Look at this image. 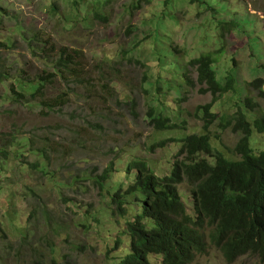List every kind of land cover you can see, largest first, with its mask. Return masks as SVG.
<instances>
[{
  "label": "rangeland",
  "instance_id": "374dc122",
  "mask_svg": "<svg viewBox=\"0 0 264 264\" xmlns=\"http://www.w3.org/2000/svg\"><path fill=\"white\" fill-rule=\"evenodd\" d=\"M76 1L81 0H68V4ZM93 1L98 6L103 4V0ZM203 1L206 6L198 9L199 3L190 4L189 0H170L169 5L166 0H152L150 4L143 0L142 7L135 9L133 5L139 0H111L101 10L108 17L105 21L94 16L93 2L79 18L72 19L74 13H63L67 10L63 0H0V41L6 44L0 49V71L7 73L0 74V133L17 137L12 146V138L0 136V151L5 147L11 153L9 166L0 177V187H5L0 191V264H119L129 255L127 219L115 212L110 196L92 180L101 178L111 165L112 177L119 170L125 172L134 159L146 160L165 172L178 148L169 144L152 151L153 142L203 132L198 108L211 103L212 96L200 93L204 86L196 84V74L187 66L188 58L198 56L201 50L214 53L225 48L219 54L220 79L231 68L242 88L252 80L264 79V70H256L250 44L256 39L264 56V0ZM209 4L219 11L221 20L238 19L255 26L233 30L222 43L212 27L198 30L209 20L210 13L205 11ZM161 13L164 21L155 35L153 19ZM23 33L48 42L47 54L34 56ZM63 47L85 55L80 60L86 78L69 83L55 79L48 89L52 96L70 94L68 100L51 116L41 114V106L33 110L13 107L8 97L12 83L18 78L27 82L47 77L53 70L47 68L44 57L50 52L52 59H57V51ZM169 50L175 57L167 55ZM231 57L236 63L223 66ZM183 72L194 87L178 95L172 86L167 89L166 83ZM258 92L242 89L240 95H226L214 106L218 119L211 127L213 140L219 141L221 150L232 160L239 158L234 148L240 136L231 128L222 131L218 123L221 116L230 118L235 113L238 102L250 121L264 116V99ZM249 94L258 105L254 112L244 103ZM151 107L177 124L185 122V130L155 132L149 122ZM28 143L32 150L36 148L31 144H47L44 172L51 176L29 168L16 170L18 177L6 187L4 177L12 175L14 165L40 162L37 153L29 154L23 147ZM252 147L256 153L264 150V134H253ZM112 177L110 183L124 179L122 172ZM16 190L23 196L17 197ZM181 194L192 213L191 194L185 187ZM89 206L91 218L85 212ZM118 241L121 250L113 253ZM150 261L161 264V257L151 256ZM193 264L264 262L248 254L227 263L209 244L207 254L197 257Z\"/></svg>",
  "mask_w": 264,
  "mask_h": 264
},
{
  "label": "trees",
  "instance_id": "16d2710c",
  "mask_svg": "<svg viewBox=\"0 0 264 264\" xmlns=\"http://www.w3.org/2000/svg\"><path fill=\"white\" fill-rule=\"evenodd\" d=\"M63 1L64 6L67 7L63 13L65 15L74 13L72 19L79 18L81 12L84 9L87 10L93 2L94 16L108 21V17L101 10L105 3L111 0H103L102 6L96 5L93 0H81L73 4H68V0ZM145 1V4H150L152 0ZM189 1L190 4L198 2V9L206 6L203 0ZM165 3L169 5L170 0H166ZM142 4L143 0H139L133 7L140 9ZM54 11H58V2L54 3ZM205 11L210 13L209 20L199 25L198 30L201 27H212L219 34L217 39L222 43L226 35L233 30L241 31L246 26L252 28L255 26L254 22H241L238 19L221 20L218 17L219 11L211 4L205 8ZM162 13L156 14L157 16L153 19L156 23L155 35H158V30L161 29L164 21L165 15ZM252 33L254 34L255 31L253 30ZM32 36L24 35V33L22 35L32 54L34 56L47 54L48 42H44V39L40 40L39 36L35 38ZM250 44L251 52L256 58V70L262 71L264 56L262 57L259 53L257 40L252 38ZM4 47L6 44L0 41V49ZM57 52L59 57L55 60L52 59L50 52L48 57H44L48 64L47 68L53 70L52 73L47 74V77L40 76L27 82L23 78H18L12 83L8 97L13 107L33 110L36 106H41V114L51 116L71 96L68 93L52 96L48 89L54 80L61 79L69 83L72 80L86 78V68H81L80 59L85 56L82 51L63 47ZM223 52H225L224 47L214 53L201 50L198 56L188 58L187 66L196 74V84L204 86L200 89V93L210 94L212 101L198 108L202 120L201 134L191 133L184 137L154 141L151 145L152 151L164 149L169 144H175L178 148L173 156L172 164L165 172L158 171L146 160L134 159L126 165L125 172L117 171V173H123L124 179L110 183L114 173L113 165H111L101 178L92 180L96 188L107 192L106 194L110 196L115 212L127 219L125 236L129 241V255L122 257L119 264H152L151 256H160L161 264H193L197 257L207 254L209 244L222 254L227 263H233L248 254L264 262V150L256 153L252 147L253 134H264V116L250 121L239 102L235 113L230 118L221 116L218 123L220 129L226 131L231 128L233 133L240 136L234 148L235 154L239 157L236 160L224 154L219 141L213 140L211 131V127L218 119L214 106L219 99L229 94L240 95L242 89L249 92L258 89V97L264 99V79L252 80L245 88H242L234 68L220 79L218 75L221 67L218 63L219 54ZM167 55L175 57L172 50H169ZM235 63L231 57L225 59L223 66ZM0 74L7 75L1 71ZM178 77L179 80H177ZM170 86L179 95L182 91L185 92L186 88H193L194 83L187 72H183L173 81L166 83L167 89ZM244 103L252 112L258 108L250 94L246 96ZM155 112L154 107H151L148 112L149 122L155 132L185 130V122L177 124L167 116ZM11 134L1 132L0 136L3 139L17 138L16 134ZM11 145H15V140L11 142ZM31 146L36 150L30 149L29 143L23 145L28 149L29 154L37 153L40 162H19L13 166L12 175L4 177L5 183L18 177L16 170L23 171L28 168L51 176L50 173L44 172L45 161L48 162L47 144L42 143L40 147L33 144ZM10 154L5 147L0 151V177L9 166ZM10 185L7 183L6 187ZM182 187L191 194L192 213L189 212L188 205L182 197ZM4 189L5 187H0V191ZM14 194L17 197L23 196L17 190ZM85 212H87L86 217L91 218L93 210H90V206ZM92 220L96 222L95 219ZM121 246L122 243L118 241L115 249L112 250L113 253L119 252Z\"/></svg>",
  "mask_w": 264,
  "mask_h": 264
},
{
  "label": "bare ground",
  "instance_id": "6f19581e",
  "mask_svg": "<svg viewBox=\"0 0 264 264\" xmlns=\"http://www.w3.org/2000/svg\"><path fill=\"white\" fill-rule=\"evenodd\" d=\"M66 97V96H65ZM64 98V97H63ZM32 194H34V193H32ZM35 195V194H34Z\"/></svg>",
  "mask_w": 264,
  "mask_h": 264
}]
</instances>
